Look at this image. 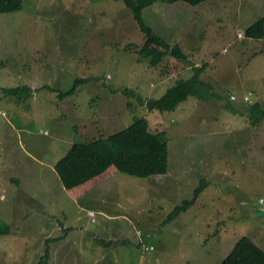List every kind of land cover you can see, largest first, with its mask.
Segmentation results:
<instances>
[{
	"label": "rangeland",
	"instance_id": "rangeland-1",
	"mask_svg": "<svg viewBox=\"0 0 264 264\" xmlns=\"http://www.w3.org/2000/svg\"><path fill=\"white\" fill-rule=\"evenodd\" d=\"M262 17L264 0L154 3L145 23L190 58L154 66L123 0H24L0 14V224L10 230L0 236V264H222L242 237L264 249V121L252 126L237 113L264 103V39L245 36ZM203 63L213 98L148 110L143 101ZM78 78L90 79L70 99L52 91ZM24 83L32 95L36 88L30 99L5 92ZM140 118L166 132L167 175L121 174L71 197L53 164L73 143ZM201 182L198 202L165 224Z\"/></svg>",
	"mask_w": 264,
	"mask_h": 264
},
{
	"label": "trees",
	"instance_id": "trees-1",
	"mask_svg": "<svg viewBox=\"0 0 264 264\" xmlns=\"http://www.w3.org/2000/svg\"><path fill=\"white\" fill-rule=\"evenodd\" d=\"M145 35V43L140 54L150 59L152 65L157 66L167 56L179 62L188 63L190 58L179 44H172L163 39L155 30L145 23L143 13L154 3L184 2L191 6H198L216 0H123ZM24 0H0V14H11L23 9ZM245 36L253 40L264 39V17L251 25ZM239 37H241L239 35ZM207 64L194 66V75L188 80H179L175 86L169 88L159 99L143 101L150 111L173 112L190 97H198L204 101L207 97L208 83L202 79ZM90 79V78H89ZM89 79L78 78L67 90L59 89L58 96L64 101L76 94L78 88ZM48 87V86H47ZM5 92L17 99V102L32 97L31 86L24 83L16 88H6ZM236 100V99H234ZM246 115L252 126H258L264 121V103L249 104L247 108L237 112ZM67 193L74 199L85 197L92 189L118 175H127L138 179L163 177L169 170V143L166 132L153 133L145 118L137 119L132 125L108 137H100L87 142H76L69 151L54 166ZM204 183L194 190L193 198L184 200L168 215L165 224L178 219L197 202L203 192ZM10 230L0 224V236L8 235ZM60 239V238H59ZM101 243H104L103 241ZM47 250L45 259H49ZM222 264H264V249L251 238L242 237L234 245L231 253Z\"/></svg>",
	"mask_w": 264,
	"mask_h": 264
},
{
	"label": "crops",
	"instance_id": "crops-1",
	"mask_svg": "<svg viewBox=\"0 0 264 264\" xmlns=\"http://www.w3.org/2000/svg\"><path fill=\"white\" fill-rule=\"evenodd\" d=\"M144 14V13H143ZM169 25V24H168ZM165 81L168 79L169 80V75H166L165 77ZM51 90V89H50ZM57 90H59L58 88H56V89H53L52 91H57ZM34 92H36V88H33V95H32V97L34 96ZM31 97V98H32ZM249 96H245V101H246V99L248 98ZM70 99V98H69ZM245 104L247 105V102H245ZM168 143H169V140H168ZM61 148H65V147H61ZM170 148H174V146H170ZM170 155V154H169ZM170 161H171V156H170ZM174 162H175V159H174ZM56 164V163H55ZM55 164H53V166H55Z\"/></svg>",
	"mask_w": 264,
	"mask_h": 264
},
{
	"label": "clouds",
	"instance_id": "clouds-1",
	"mask_svg": "<svg viewBox=\"0 0 264 264\" xmlns=\"http://www.w3.org/2000/svg\"><path fill=\"white\" fill-rule=\"evenodd\" d=\"M239 35H240V34H239ZM241 37H243V35H242ZM233 97H234V99H236V97L232 95V96H231V99H232V100H234ZM245 102L250 103V98L248 97V98L246 99ZM250 104H251V103H250ZM140 236H141V234H140ZM146 247H148L149 249H148V250L145 249ZM144 249H145L146 251H149V250H153V247H149V246H145V245H144ZM222 262H223V261H222Z\"/></svg>",
	"mask_w": 264,
	"mask_h": 264
},
{
	"label": "built area",
	"instance_id": "built-area-1",
	"mask_svg": "<svg viewBox=\"0 0 264 264\" xmlns=\"http://www.w3.org/2000/svg\"><path fill=\"white\" fill-rule=\"evenodd\" d=\"M240 36H242V34H240ZM233 99H234V97H233ZM90 215H91L92 217H95V214H94V212H92V211L90 212ZM139 235H140V234H139ZM145 249H147V250H148L149 248H148V247H146Z\"/></svg>",
	"mask_w": 264,
	"mask_h": 264
}]
</instances>
